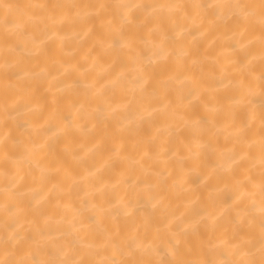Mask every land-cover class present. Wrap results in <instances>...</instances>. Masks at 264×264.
Here are the masks:
<instances>
[{
	"label": "bare ground",
	"instance_id": "bare-ground-1",
	"mask_svg": "<svg viewBox=\"0 0 264 264\" xmlns=\"http://www.w3.org/2000/svg\"><path fill=\"white\" fill-rule=\"evenodd\" d=\"M0 264H264V0H0Z\"/></svg>",
	"mask_w": 264,
	"mask_h": 264
}]
</instances>
